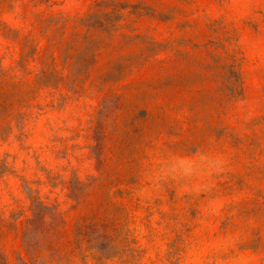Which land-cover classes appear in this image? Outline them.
Listing matches in <instances>:
<instances>
[{"label": "rangeland", "instance_id": "rangeland-1", "mask_svg": "<svg viewBox=\"0 0 264 264\" xmlns=\"http://www.w3.org/2000/svg\"><path fill=\"white\" fill-rule=\"evenodd\" d=\"M0 264H264V0H0Z\"/></svg>", "mask_w": 264, "mask_h": 264}]
</instances>
